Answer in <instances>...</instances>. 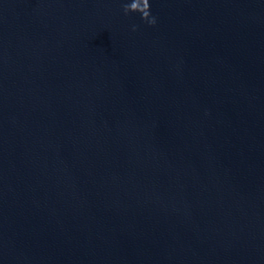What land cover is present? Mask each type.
I'll list each match as a JSON object with an SVG mask.
<instances>
[{
    "label": "water",
    "instance_id": "water-1",
    "mask_svg": "<svg viewBox=\"0 0 264 264\" xmlns=\"http://www.w3.org/2000/svg\"><path fill=\"white\" fill-rule=\"evenodd\" d=\"M130 2L0 0V264H264V0Z\"/></svg>",
    "mask_w": 264,
    "mask_h": 264
},
{
    "label": "clouds",
    "instance_id": "clouds-1",
    "mask_svg": "<svg viewBox=\"0 0 264 264\" xmlns=\"http://www.w3.org/2000/svg\"><path fill=\"white\" fill-rule=\"evenodd\" d=\"M125 14L129 12L141 13V18L146 20L150 25L156 23V17L151 15L149 0H131L130 3H124L122 5ZM136 25H133V30L136 29Z\"/></svg>",
    "mask_w": 264,
    "mask_h": 264
}]
</instances>
